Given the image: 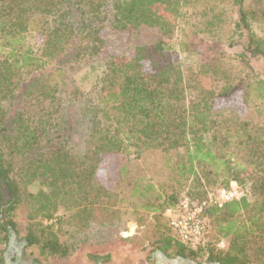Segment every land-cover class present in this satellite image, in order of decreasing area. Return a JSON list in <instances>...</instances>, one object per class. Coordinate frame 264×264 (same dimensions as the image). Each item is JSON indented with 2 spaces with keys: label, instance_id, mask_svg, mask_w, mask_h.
<instances>
[{
  "label": "trees",
  "instance_id": "16d2710c",
  "mask_svg": "<svg viewBox=\"0 0 264 264\" xmlns=\"http://www.w3.org/2000/svg\"><path fill=\"white\" fill-rule=\"evenodd\" d=\"M80 2L82 18L72 27L66 21L68 0H0V244L17 234L13 213L28 203L25 246L63 258L69 247L58 230L81 231L92 205L105 197L151 216L157 229L163 226L154 244L165 255L264 264V78L250 65L252 58L264 62V39L252 29L254 21H264V8L230 0L234 32L244 40L237 66L222 56L207 59L186 80L165 48L186 0ZM36 16L54 21L39 56L24 36ZM141 26L159 30L157 45L135 47L120 61L102 58L108 35ZM68 56L78 62L102 58L109 78L88 108L87 146L80 156L67 147L58 122L61 68L20 84L25 71L62 65ZM251 106L257 117L250 115ZM232 144L242 150L243 163L230 158ZM110 157L121 164L106 188L97 174ZM136 161L138 172L132 170ZM231 182L244 189L241 198L221 206L208 202V188H229ZM34 184L41 186L36 192L30 191ZM184 197L207 203V227L194 248L174 236L165 216Z\"/></svg>",
  "mask_w": 264,
  "mask_h": 264
},
{
  "label": "rangeland",
  "instance_id": "374dc122",
  "mask_svg": "<svg viewBox=\"0 0 264 264\" xmlns=\"http://www.w3.org/2000/svg\"><path fill=\"white\" fill-rule=\"evenodd\" d=\"M80 1L68 0L69 16L66 17V21L72 27L80 24L82 18L79 11L82 9ZM246 3L256 11L264 8V0H246ZM184 6L180 17L175 21L170 39L166 41L168 48H165L172 59L180 64L186 80H191V75L196 73L199 65L207 59L222 56L224 63L237 66V56L241 52L244 40L234 32L236 14L230 0H186ZM258 19L261 17L258 16ZM53 24V18L36 16L32 20L30 29L25 33L26 44L37 56L40 55L43 39ZM252 29L264 39V21H254ZM160 39L158 29L145 26L127 33L108 35L102 58L110 56L117 61L127 59L131 56L133 48L151 49ZM101 59L78 62L72 61L68 56L63 60L62 65L59 64L60 62L46 63L43 69L25 71L21 76L20 84L25 86L32 79L50 73L58 66L61 68L62 77L57 93L61 101L58 122L63 130L61 133L65 137L67 147L76 156L82 155L87 146L88 108L97 100L96 91L109 80L105 72L106 62ZM250 65L256 77L264 78L263 61L252 58ZM205 86L209 88L211 82L205 83ZM24 89H21V94ZM75 90L79 91L80 96H73ZM250 108V115L257 117V109L253 106ZM228 154L233 162L243 163V152L237 145L232 144ZM118 162L119 159L115 157L108 158L97 174L98 182L106 188L112 187L115 182L116 169L121 164ZM138 164V161L133 162L132 170L138 172L140 170ZM40 188L39 184H34L30 187V191L36 192ZM239 189L244 193L242 187ZM216 190L215 187L208 188L209 195L215 196ZM102 200V203L92 205L88 225L81 231L73 232L65 226L58 230L60 239L69 247L67 256L60 258L47 255L41 253L37 247L24 245L20 262L22 264H96L99 261L100 264H153L155 260L153 255H159L154 244L157 239L156 233L163 231V226L161 230L157 229L151 216L144 217L140 213L133 212V208L126 203L106 200L105 197ZM30 213L31 206L28 203H23L13 213L17 234L12 236L11 247L18 248L23 243V236L30 222ZM63 214L61 209L58 215ZM8 246V243L6 246L0 244V249H5L4 254H7L10 262L9 255L12 253L8 251Z\"/></svg>",
  "mask_w": 264,
  "mask_h": 264
},
{
  "label": "built area",
  "instance_id": "2783aa9c",
  "mask_svg": "<svg viewBox=\"0 0 264 264\" xmlns=\"http://www.w3.org/2000/svg\"><path fill=\"white\" fill-rule=\"evenodd\" d=\"M243 196L235 182L230 183L229 188H221L216 191V195L210 196L208 202H213L221 206L225 202L237 200ZM203 203H192L187 197H184L175 209H168L165 216L168 218V224L174 236L184 244L194 248L207 227V221L204 217ZM222 246V243L219 244Z\"/></svg>",
  "mask_w": 264,
  "mask_h": 264
},
{
  "label": "flooded vegetation",
  "instance_id": "af4514ba",
  "mask_svg": "<svg viewBox=\"0 0 264 264\" xmlns=\"http://www.w3.org/2000/svg\"><path fill=\"white\" fill-rule=\"evenodd\" d=\"M12 241V236H10L9 241H8V251H11L12 254L9 255V259L7 258V254H4V264H22L20 262V254H22V249L23 246L25 245L24 241L23 243L18 246V248H13L11 247ZM157 252V251H156ZM159 255H153L155 260L153 261V264H219L217 262H210V261H196L191 258H185L182 256H170V255H165L162 252ZM37 264V263H35ZM96 264H100L98 261Z\"/></svg>",
  "mask_w": 264,
  "mask_h": 264
},
{
  "label": "water",
  "instance_id": "95a60500",
  "mask_svg": "<svg viewBox=\"0 0 264 264\" xmlns=\"http://www.w3.org/2000/svg\"><path fill=\"white\" fill-rule=\"evenodd\" d=\"M11 236H13V237H14V233H12V234H11ZM157 253H158V254H161V253H160V251H157Z\"/></svg>",
  "mask_w": 264,
  "mask_h": 264
}]
</instances>
